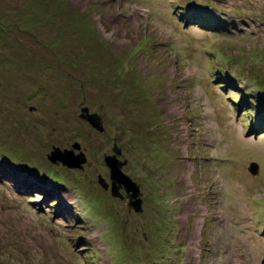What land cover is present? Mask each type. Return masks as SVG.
Returning <instances> with one entry per match:
<instances>
[{
  "label": "rangeland",
  "instance_id": "rangeland-1",
  "mask_svg": "<svg viewBox=\"0 0 264 264\" xmlns=\"http://www.w3.org/2000/svg\"><path fill=\"white\" fill-rule=\"evenodd\" d=\"M0 264H264V0H0Z\"/></svg>",
  "mask_w": 264,
  "mask_h": 264
},
{
  "label": "water",
  "instance_id": "water-1",
  "mask_svg": "<svg viewBox=\"0 0 264 264\" xmlns=\"http://www.w3.org/2000/svg\"><path fill=\"white\" fill-rule=\"evenodd\" d=\"M82 110V116L89 120L93 126L99 128V130L104 129V125H102L100 120V115L97 112H89L85 107H83ZM80 148L81 144L79 141H74L71 148H61L60 146L55 145L48 156L52 161L57 162L61 160L70 167H81L87 161V156ZM76 149H78V151H76ZM114 150V153H106L104 156L105 162L110 169L109 176L111 180L108 181L101 173L98 174V180L104 187H110L113 195H120V188L123 187L130 198L128 200V208L133 207L136 211H140L143 208L140 184L130 174L123 170V165L126 163V159L118 157L120 150L116 148V145ZM249 169L252 172H257L258 163L256 161H251Z\"/></svg>",
  "mask_w": 264,
  "mask_h": 264
},
{
  "label": "flooded vegetation",
  "instance_id": "flooded-vegetation-1",
  "mask_svg": "<svg viewBox=\"0 0 264 264\" xmlns=\"http://www.w3.org/2000/svg\"><path fill=\"white\" fill-rule=\"evenodd\" d=\"M119 155L121 157L122 156V152H120ZM109 188L110 187H105V189H109ZM120 190H121V194L120 195H115V196H119L122 199L126 198L127 200H129L130 198H129V195L127 194L126 190L123 187H121ZM140 191H141V197L143 199L142 203H145V194H144V192L141 189H140ZM126 205L128 207V201L126 202ZM128 209L131 210V209H134V208L132 207V208H128Z\"/></svg>",
  "mask_w": 264,
  "mask_h": 264
},
{
  "label": "trees",
  "instance_id": "trees-1",
  "mask_svg": "<svg viewBox=\"0 0 264 264\" xmlns=\"http://www.w3.org/2000/svg\"><path fill=\"white\" fill-rule=\"evenodd\" d=\"M204 10H206V9H204ZM43 192V190L41 191V193Z\"/></svg>",
  "mask_w": 264,
  "mask_h": 264
}]
</instances>
